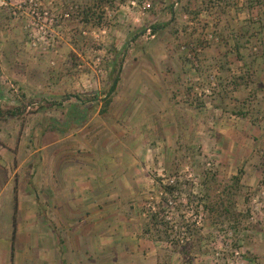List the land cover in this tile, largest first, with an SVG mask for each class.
Instances as JSON below:
<instances>
[{
	"label": "rangeland",
	"instance_id": "obj_1",
	"mask_svg": "<svg viewBox=\"0 0 264 264\" xmlns=\"http://www.w3.org/2000/svg\"><path fill=\"white\" fill-rule=\"evenodd\" d=\"M115 52L123 80L112 100L134 70H179L173 103L188 108L190 127L202 121L197 140L176 135L184 121L167 138L151 123L126 135L153 238L198 247L201 264H264L261 204L251 218L264 184V0H0V113L13 112L0 117V137L97 129ZM206 84L211 93L196 95ZM239 168L233 212L216 220L205 193Z\"/></svg>",
	"mask_w": 264,
	"mask_h": 264
},
{
	"label": "crops",
	"instance_id": "obj_2",
	"mask_svg": "<svg viewBox=\"0 0 264 264\" xmlns=\"http://www.w3.org/2000/svg\"><path fill=\"white\" fill-rule=\"evenodd\" d=\"M184 74L132 71L97 129L83 124L53 137H0V264H201L198 247L153 238L156 216L149 221L139 209L142 183L129 165L133 140L127 141L141 125L159 127L165 138L184 121L176 135L201 137L202 121L190 127L188 108L173 103Z\"/></svg>",
	"mask_w": 264,
	"mask_h": 264
},
{
	"label": "trees",
	"instance_id": "obj_3",
	"mask_svg": "<svg viewBox=\"0 0 264 264\" xmlns=\"http://www.w3.org/2000/svg\"><path fill=\"white\" fill-rule=\"evenodd\" d=\"M86 17H89L88 12H85ZM156 25L151 26V30L155 32L157 30ZM124 62V58L117 59V53L115 52V58L111 62V68L108 73V79L110 82V86L107 91H104L105 97L103 98V106L101 108V111L104 112L108 106L110 105L112 101V95L115 93L117 84L120 80V75L122 72V65ZM77 109L74 114L75 115V122L79 124V122L83 119V115L81 112ZM13 113V112H12ZM11 112L3 114L0 113V117L4 116H9L12 114ZM241 114V113H240ZM243 175V170L239 168L237 170V173L235 175H232L228 181L222 185L221 189L219 192L214 193L213 195L210 194V192L206 191V198H207V203L206 207L209 210L210 216H214L215 219H219L221 216H224L226 214H232V208L234 207V197L238 192L241 178ZM220 185V183H218ZM235 217V216H234Z\"/></svg>",
	"mask_w": 264,
	"mask_h": 264
},
{
	"label": "built area",
	"instance_id": "obj_4",
	"mask_svg": "<svg viewBox=\"0 0 264 264\" xmlns=\"http://www.w3.org/2000/svg\"><path fill=\"white\" fill-rule=\"evenodd\" d=\"M147 30L149 32L150 28H147ZM195 89L198 90L197 87ZM211 91H212V87L209 84H206L201 90L199 89L197 91L196 95L200 96L202 93L207 94V93H211ZM251 200L254 203L253 209H251V215H252L251 218H253L255 217L254 211L258 209L260 204L262 207H264L263 206L264 205V184L259 185L257 189L255 190V192L251 193Z\"/></svg>",
	"mask_w": 264,
	"mask_h": 264
}]
</instances>
